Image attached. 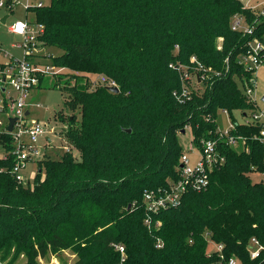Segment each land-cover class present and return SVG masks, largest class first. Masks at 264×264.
Instances as JSON below:
<instances>
[{
    "label": "trees",
    "instance_id": "16d2710c",
    "mask_svg": "<svg viewBox=\"0 0 264 264\" xmlns=\"http://www.w3.org/2000/svg\"><path fill=\"white\" fill-rule=\"evenodd\" d=\"M30 10L45 26L44 45L63 50L53 65L74 81L64 86L73 111L64 134L81 156L71 149L45 155L34 184L18 183L13 143L0 141L7 155L0 157L1 260L14 264L24 255L25 264H39L71 250L73 264H218L216 244H223L226 259L264 264L248 251L252 237L264 242V180L252 178L264 173V149L252 138L258 128L232 117L248 149L220 143L225 162L208 188L151 213L152 226L143 200L146 190L179 177L186 127L199 143L217 137L219 110L251 108L241 85L253 72L238 60L251 40L264 44V19L252 33L232 21L240 15L252 25L258 11L242 0H50ZM185 71L195 80L180 101ZM91 74L114 80L121 92L102 83L91 89Z\"/></svg>",
    "mask_w": 264,
    "mask_h": 264
},
{
    "label": "built area",
    "instance_id": "2783aa9c",
    "mask_svg": "<svg viewBox=\"0 0 264 264\" xmlns=\"http://www.w3.org/2000/svg\"><path fill=\"white\" fill-rule=\"evenodd\" d=\"M7 2L0 0V7L7 6L9 9H13V0H9L8 4ZM43 5L46 4L40 1L37 5H27L26 7L30 10L33 7ZM253 9L258 11L254 23L249 25L244 16L236 15L232 21L233 29L252 33L254 25L264 19V10ZM9 29L21 36V41L13 43L12 47L22 48L23 55L17 57L10 50L0 47V58H2L0 59V141L9 136L13 143V148L8 153L13 155L15 159L11 173L17 182L31 183L26 178L25 171L30 163H37L44 158L47 151L38 145L39 140L46 134V129L45 125L32 117L29 96L33 89L39 87L40 75L53 70L55 66L40 65L43 58L41 53L45 46L41 39L45 32L44 24L26 18L13 22ZM192 60H196V57H193ZM238 63L251 70L253 76L247 86L241 85L251 103V108L244 112L239 111L244 120L237 121V123L258 128V132L254 133L252 138L260 142L264 149V94L259 93L256 74L258 68L264 64V44L257 39L251 40L248 50L239 56ZM199 65L200 68L203 67L201 63ZM99 79L98 83L107 86L117 85L114 80H108L104 75H99ZM182 79L183 83L188 80H195V73L185 71ZM189 94L190 90L186 83L177 97L180 101H184L189 97ZM11 118H16V120L13 129L10 131ZM235 129L236 124L234 123L225 130L218 128L216 138H204L199 143L192 139L187 152L181 156L178 167L179 177L169 180L165 186L145 191L143 200L149 213L145 219L147 225L152 226L151 213L179 205L187 192L202 191L208 188L211 182V174L225 162L226 157L220 148V143L240 150L248 149V136L235 134ZM47 139L52 142L50 137ZM65 149L70 151L71 148L66 146ZM6 156L4 153L3 157ZM262 175L264 176V173ZM161 224V221H157L156 226L159 227ZM158 246L161 245L158 244ZM116 248L120 250L123 256L125 255L124 246L116 245ZM223 248V244H216V250L221 257L218 264H244L236 256L226 259L222 254ZM248 251L252 259L264 258V242L257 237H252L248 244Z\"/></svg>",
    "mask_w": 264,
    "mask_h": 264
},
{
    "label": "rangeland",
    "instance_id": "374dc122",
    "mask_svg": "<svg viewBox=\"0 0 264 264\" xmlns=\"http://www.w3.org/2000/svg\"><path fill=\"white\" fill-rule=\"evenodd\" d=\"M7 4L9 3V0ZM40 1L43 4H49L50 0H13V9L7 8V6L0 7V47L6 50H10L17 57H22V48H13V43L21 41L20 36L15 35L9 30V26L17 20H25L28 18L30 21H36V14L34 11L27 9V5H37ZM245 6L256 8L258 10H264V0H242ZM34 8V7H33ZM8 16L6 22L3 19ZM63 50L57 46L45 45L42 51L41 66L48 64L53 66V58L61 55ZM2 59V58H0ZM69 70L67 68L54 67L53 70L40 75L44 77L43 82L39 87L31 91L29 96V105L32 111V117L38 119L43 125H45L46 134L39 140L38 145L41 149H45L46 155L53 159L59 158L65 151V147L69 146L74 155L80 158L81 153L78 148H74L69 144V140L65 136V130L68 127V117L73 114V111L65 106V101L68 97L67 91L64 90L66 85H74V81L70 80L68 75ZM257 80L259 93L264 94V64L257 70ZM99 75L91 74L86 80L88 87L91 89L98 85ZM198 88L202 89L203 86L199 85ZM40 104V106H37ZM64 116L65 122L60 120L61 115ZM76 114L79 116V112ZM243 121V115L239 111H233L232 115L228 111L219 110L217 117V124L219 129L230 128L234 122ZM185 133L179 134V141L184 152H187L189 145L193 139V133L191 127L185 129ZM47 137H50L52 142H49ZM183 152V153H184ZM5 150L0 144V157H3ZM38 170L37 163H30L25 171L26 178L34 184V177ZM44 177V174H43ZM254 181L264 180V176L255 172L252 174ZM210 248L215 249L213 242H210ZM76 254L71 250H64L60 253H49L45 258L39 259V264H73L76 260ZM27 259L24 255H21L14 264H25ZM0 264H7V261H2L0 258Z\"/></svg>",
    "mask_w": 264,
    "mask_h": 264
},
{
    "label": "water",
    "instance_id": "95a60500",
    "mask_svg": "<svg viewBox=\"0 0 264 264\" xmlns=\"http://www.w3.org/2000/svg\"><path fill=\"white\" fill-rule=\"evenodd\" d=\"M6 19H7V16L3 19V22H6ZM107 88L112 91V92H115V93H120L121 90L119 88V86L117 85H114V86H107ZM28 113V112H27ZM16 118H11V124L9 126V130L11 131L13 129V124L15 122ZM128 132H131V129H128L127 130ZM182 133H185V130L182 131Z\"/></svg>",
    "mask_w": 264,
    "mask_h": 264
},
{
    "label": "crops",
    "instance_id": "0c3cea01",
    "mask_svg": "<svg viewBox=\"0 0 264 264\" xmlns=\"http://www.w3.org/2000/svg\"><path fill=\"white\" fill-rule=\"evenodd\" d=\"M7 18H8V16H7ZM10 30V29H9ZM13 33V32H12ZM15 34V33H14ZM15 35H17V34H15ZM17 36H19V35H17ZM20 38H21V36H20Z\"/></svg>",
    "mask_w": 264,
    "mask_h": 264
}]
</instances>
